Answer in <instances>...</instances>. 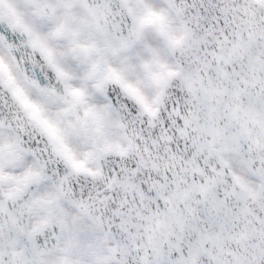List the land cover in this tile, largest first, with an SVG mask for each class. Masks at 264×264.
<instances>
[{
    "label": "snow or ice",
    "instance_id": "6c2138e0",
    "mask_svg": "<svg viewBox=\"0 0 264 264\" xmlns=\"http://www.w3.org/2000/svg\"><path fill=\"white\" fill-rule=\"evenodd\" d=\"M0 264H264V0H0Z\"/></svg>",
    "mask_w": 264,
    "mask_h": 264
}]
</instances>
